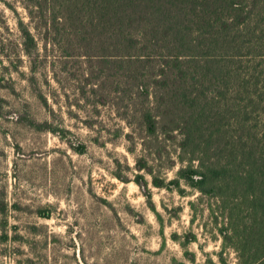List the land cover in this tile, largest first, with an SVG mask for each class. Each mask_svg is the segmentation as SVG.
I'll return each mask as SVG.
<instances>
[{
	"label": "trees",
	"instance_id": "16d2710c",
	"mask_svg": "<svg viewBox=\"0 0 264 264\" xmlns=\"http://www.w3.org/2000/svg\"><path fill=\"white\" fill-rule=\"evenodd\" d=\"M23 2L29 22L18 18V28L42 106L54 113L38 80L49 59L55 69L62 59L89 69L83 95L118 107L123 118H142L148 140L162 135L198 162L167 181L141 159L139 170L153 186L181 189L185 182L219 199L225 246L239 264H264V131L250 126V118H264V0ZM36 33L43 36L42 54ZM28 125L66 137L67 130L48 122ZM76 151L84 154L86 146ZM135 182L155 211L145 176ZM6 210L0 202V213ZM38 214L51 217L49 209Z\"/></svg>",
	"mask_w": 264,
	"mask_h": 264
},
{
	"label": "rangeland",
	"instance_id": "374dc122",
	"mask_svg": "<svg viewBox=\"0 0 264 264\" xmlns=\"http://www.w3.org/2000/svg\"><path fill=\"white\" fill-rule=\"evenodd\" d=\"M18 18L29 22L23 0H0V202L7 208L0 213V264H239L221 235L219 199L185 182L155 188L138 167L143 159L168 181L198 162L162 135L148 140L142 118H123L118 107L83 95L89 69L66 59L55 69L49 59L38 80L54 113L42 106L29 83ZM36 36L42 54L43 36ZM250 119L264 131V118ZM30 120L65 129L66 137L38 131ZM82 144L86 152L79 154ZM41 209L51 217H40Z\"/></svg>",
	"mask_w": 264,
	"mask_h": 264
}]
</instances>
